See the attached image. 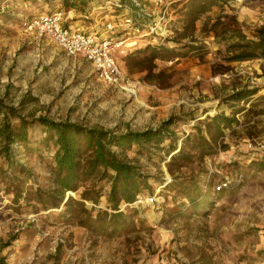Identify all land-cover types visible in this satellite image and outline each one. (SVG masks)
Segmentation results:
<instances>
[{"label":"rangeland","instance_id":"rangeland-1","mask_svg":"<svg viewBox=\"0 0 264 264\" xmlns=\"http://www.w3.org/2000/svg\"><path fill=\"white\" fill-rule=\"evenodd\" d=\"M185 1L138 0L145 14L164 17L166 25L157 24L151 33L149 27L136 32L124 25V18L114 16L113 0H0V102L15 110L11 126L17 116L33 124L26 147L12 145L15 164L8 167L0 154V264H264V59L227 60L240 42L236 30L256 40L264 29V0H224L196 22L193 38L180 41L172 28L182 31ZM56 11L71 17L67 24L73 22V29L128 39L114 58L129 86L104 83L84 58L67 57L48 37L24 29V22ZM208 17L227 23L234 18L237 25L229 24L224 35L210 24L203 30ZM108 23L113 29L106 33ZM153 47L178 56L139 65L148 54L137 53ZM236 92L253 94L233 102ZM6 108L0 110V127ZM218 114L236 123L222 128L213 150L201 155L185 147L192 162L171 164L196 126L210 139L201 123ZM40 118L114 134L155 131L169 123L160 148L112 149L151 187L133 205L120 204L125 220L113 233L102 232L95 221L100 212H111L109 182L98 185L97 204L80 199L91 180L64 193L57 206L38 202L37 193L60 199L52 183L55 147L44 141ZM169 144L176 151L167 152ZM230 177L232 188L216 195L217 181ZM184 191H197V208Z\"/></svg>","mask_w":264,"mask_h":264},{"label":"trees","instance_id":"trees-1","mask_svg":"<svg viewBox=\"0 0 264 264\" xmlns=\"http://www.w3.org/2000/svg\"><path fill=\"white\" fill-rule=\"evenodd\" d=\"M224 2V0H186L182 3L180 9L183 19H179L178 21V24L180 22L183 25L182 31H178L175 26L172 28L176 38L180 41L186 38H193L196 30V22L208 14L213 7L222 8L223 4H226ZM124 11H129L131 14L130 17L142 21L143 16L137 12L138 9L133 5L132 0H121V8L115 9V12L121 18H124ZM225 19H228V17H225ZM229 21L227 23L224 19L221 21L220 17L217 19H210L208 17L203 24V30L210 24V29L221 27L222 34H227L229 32L227 27L229 24L237 25L234 18H230ZM234 33L233 36L238 38L240 42L232 46L234 53L227 59L228 61L242 62L264 59V29L257 31L256 40L246 39L237 30ZM186 48L189 51L196 50L191 46H187ZM174 52V50L165 47L147 48L137 53L148 54L143 60H139L138 64L140 65L143 62L151 63L156 59L169 60L177 58L178 55ZM252 94L251 92H236L230 97V100L238 102L247 99ZM2 108L6 107H3L0 102V110ZM14 114L15 110L13 108H6L4 120L0 127V138L2 139L0 154L8 167L16 163L15 150L12 148V145L19 143L23 147H26L29 140L27 128L33 126L32 123L26 122L19 116H17V125L11 126L9 119ZM37 123L45 130L44 141H51V144L55 147L54 154L51 156L53 164L52 183L55 184L57 188L55 193L60 198L57 199L55 195L49 197L47 195V197L42 198L37 193L36 198L38 202L48 201L52 206H57V203L54 201L60 200L59 202H62L64 193L76 192L82 185L91 180L90 188L85 189L80 194V199L97 204L101 192V188L98 185L102 181L109 182L110 187L107 194V203L109 204V210L111 212H100L96 216L95 221L100 222L102 232L110 230L113 233L115 225L125 220V215L119 208L120 204H126L127 206L133 205L137 197L145 192L151 191V187L147 178L141 174L137 167L130 162L119 159L112 149H119L123 152L133 147L140 149L160 148V145L167 135L164 129L169 123H164L162 129L155 131L126 132L124 134L86 129L82 126L67 122L56 123L45 118L38 119ZM234 123H236L234 118H229L222 114L206 119L201 125L206 128L208 134L212 135L210 139L207 140L202 135L200 125L196 126L195 134L186 138L184 146L175 155L171 156V164H176V160L184 163L192 162L193 156L185 152V147L196 150L201 155L209 154L210 150H213L212 143L221 134L222 128H228ZM166 150L167 152H174L176 151V147L174 144H169ZM221 194L223 192L216 193V195ZM184 195L188 197L193 207L197 208L199 206L200 203H196V199L199 196L197 191L192 195L184 191ZM71 201L68 198L64 203L67 204ZM75 203L79 204L78 202Z\"/></svg>","mask_w":264,"mask_h":264},{"label":"built area","instance_id":"built-area-1","mask_svg":"<svg viewBox=\"0 0 264 264\" xmlns=\"http://www.w3.org/2000/svg\"><path fill=\"white\" fill-rule=\"evenodd\" d=\"M133 5L138 9V13L142 14V21L134 19L128 15V11L124 14L123 23L128 28L134 27L135 31H142V28L149 27L151 33H154L157 24L164 23V17L155 18L153 15L145 14L141 10L138 0H132ZM113 8H121V0H113L111 4ZM142 12V13H141ZM66 17L62 11H56L48 15L36 17L32 20L24 22L23 27L28 32H34L38 36H46L58 47H60L67 57L80 56L88 61L98 73L101 81L108 85L118 86L124 81L127 86L128 81L122 75L118 63L114 58L116 51H121L123 41H116L110 36L96 35L73 29L66 25ZM156 23V24H155ZM112 23L106 25V33L110 32L113 27ZM136 44V41H131ZM127 46V45H125ZM133 93V91H131ZM233 179H219L213 188L214 193L223 192L232 188ZM140 202V201H138Z\"/></svg>","mask_w":264,"mask_h":264},{"label":"crops","instance_id":"crops-1","mask_svg":"<svg viewBox=\"0 0 264 264\" xmlns=\"http://www.w3.org/2000/svg\"><path fill=\"white\" fill-rule=\"evenodd\" d=\"M125 12H126V11L123 12V15L125 14ZM68 16H69V15H68ZM114 16H115L116 18H119V17H120V16H118V14H116V15H114ZM65 17H66V15H65ZM68 18H71V17H70V16H69V17H66V19H67V20H66V25H68V26L71 27V28H75L76 25H74L73 22L67 24Z\"/></svg>","mask_w":264,"mask_h":264},{"label":"bare ground","instance_id":"bare-ground-1","mask_svg":"<svg viewBox=\"0 0 264 264\" xmlns=\"http://www.w3.org/2000/svg\"><path fill=\"white\" fill-rule=\"evenodd\" d=\"M131 45V44H130Z\"/></svg>","mask_w":264,"mask_h":264}]
</instances>
